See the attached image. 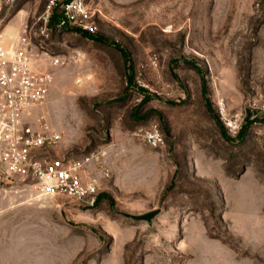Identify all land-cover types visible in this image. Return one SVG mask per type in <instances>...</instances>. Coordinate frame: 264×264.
Masks as SVG:
<instances>
[{
    "label": "rangeland",
    "instance_id": "obj_1",
    "mask_svg": "<svg viewBox=\"0 0 264 264\" xmlns=\"http://www.w3.org/2000/svg\"><path fill=\"white\" fill-rule=\"evenodd\" d=\"M86 1L97 31L42 44L53 83L33 117L62 134L58 155H99L98 203L0 168V264H264V0ZM48 3L0 17L40 43ZM151 123L158 148L136 135Z\"/></svg>",
    "mask_w": 264,
    "mask_h": 264
},
{
    "label": "built area",
    "instance_id": "obj_2",
    "mask_svg": "<svg viewBox=\"0 0 264 264\" xmlns=\"http://www.w3.org/2000/svg\"><path fill=\"white\" fill-rule=\"evenodd\" d=\"M18 1L0 0V11L11 10ZM97 13L101 11L92 10L86 0H49L41 17L44 26L40 29V43L34 42L27 28L8 35L5 19L0 17V168L7 177L29 181L38 197L63 196L88 209L98 203L99 184L88 175V167L100 159L99 155L91 153L82 159L58 155L54 151L62 134L33 114L47 99L53 83L52 72L41 66L39 53L45 54L42 44L67 28L95 33L93 19ZM62 63L59 57H53L50 65ZM240 124L239 116L227 122L232 132ZM136 135L153 148L165 142L156 123L140 127ZM100 168L104 177H110L103 163Z\"/></svg>",
    "mask_w": 264,
    "mask_h": 264
},
{
    "label": "water",
    "instance_id": "obj_3",
    "mask_svg": "<svg viewBox=\"0 0 264 264\" xmlns=\"http://www.w3.org/2000/svg\"><path fill=\"white\" fill-rule=\"evenodd\" d=\"M135 219H142V216H134Z\"/></svg>",
    "mask_w": 264,
    "mask_h": 264
},
{
    "label": "bare ground",
    "instance_id": "obj_4",
    "mask_svg": "<svg viewBox=\"0 0 264 264\" xmlns=\"http://www.w3.org/2000/svg\"><path fill=\"white\" fill-rule=\"evenodd\" d=\"M12 31L11 30H7V34L11 35Z\"/></svg>",
    "mask_w": 264,
    "mask_h": 264
}]
</instances>
